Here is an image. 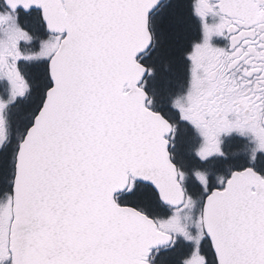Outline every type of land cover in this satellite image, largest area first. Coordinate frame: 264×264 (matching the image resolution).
<instances>
[{
	"label": "snow or ice",
	"instance_id": "snow-or-ice-1",
	"mask_svg": "<svg viewBox=\"0 0 264 264\" xmlns=\"http://www.w3.org/2000/svg\"><path fill=\"white\" fill-rule=\"evenodd\" d=\"M0 264H264V0H0Z\"/></svg>",
	"mask_w": 264,
	"mask_h": 264
}]
</instances>
